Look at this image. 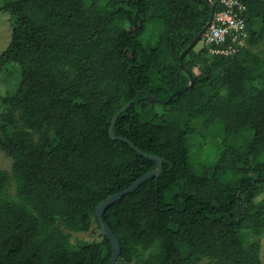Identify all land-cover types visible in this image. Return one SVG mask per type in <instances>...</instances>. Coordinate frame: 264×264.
<instances>
[{
    "label": "trees",
    "instance_id": "obj_1",
    "mask_svg": "<svg viewBox=\"0 0 264 264\" xmlns=\"http://www.w3.org/2000/svg\"><path fill=\"white\" fill-rule=\"evenodd\" d=\"M240 1L245 48L212 54L197 44L184 58L194 75L187 91L167 104L142 92L115 122V136L164 161L159 177L104 211L121 243L116 264H262L264 57L254 48L264 40V0ZM0 11L12 22L0 72L22 69L17 90L0 93V150L13 159L12 172L0 169V264H109L108 236L74 243L71 231L101 229L100 203L159 166L112 138L113 118L140 90L167 100L190 83L180 56L211 3L9 0ZM149 30L157 38L147 44ZM196 119L222 129L211 164L193 161Z\"/></svg>",
    "mask_w": 264,
    "mask_h": 264
},
{
    "label": "rangeland",
    "instance_id": "obj_2",
    "mask_svg": "<svg viewBox=\"0 0 264 264\" xmlns=\"http://www.w3.org/2000/svg\"><path fill=\"white\" fill-rule=\"evenodd\" d=\"M9 0H0V3L4 4ZM154 31V30H153ZM12 22L10 14L6 11H0V54L7 48L11 40ZM157 36L150 30L143 36L142 40L145 43H151L155 41ZM203 46V41H200L197 48L200 49ZM261 56L264 57V40L260 41L259 45L254 48ZM198 71V70H197ZM22 82V69L18 64L7 65L2 72H0V93H13L21 85ZM201 119H196L194 124L195 130L190 134L189 141L193 155V161L196 166L206 159L204 163L211 164L218 160L222 154L223 148V132L219 125L212 129H206L202 125ZM13 159L6 151L0 150V169L12 172ZM9 193L13 196L16 194V182L12 180L9 186ZM102 230L96 225L87 232L71 231V240L74 243L81 242L83 240H95L100 238ZM262 244V264H264V234L260 238ZM197 264H211L209 258H204Z\"/></svg>",
    "mask_w": 264,
    "mask_h": 264
},
{
    "label": "water",
    "instance_id": "obj_3",
    "mask_svg": "<svg viewBox=\"0 0 264 264\" xmlns=\"http://www.w3.org/2000/svg\"><path fill=\"white\" fill-rule=\"evenodd\" d=\"M210 3H211V7H212V11H211V16H210V19L208 21V23L205 25V27L202 29V31L197 35V37L193 40V42L183 51V53L181 54L180 56V60H181V66L182 68L190 75L191 77V81L190 83L184 88V89H178L176 90L169 99L167 100H162V99H159L158 97H156L154 94L150 93V92H147L145 90H140L138 91L137 95L127 104L125 105L122 109H120V111L117 113V115H115V117L113 118V121H112V124H111V127H110V135L112 136V138L114 139H123L125 141H127L136 151H138L141 155L147 157V158H150V159H153L155 161H157L159 163V166L157 169L151 171V172H148L146 174H144L143 176H141L139 179H137L129 188L123 190V191H120V192H117L111 196H109L108 198H106L104 201H102L100 203V205L98 206L97 208V215H98V218H99V224L101 226V230L102 232L104 233V235L108 236L110 238V240L112 241L113 243V247H114V252H113V255L110 259V262L109 264H116L117 262V259L118 257L120 256L121 254V243H120V240L118 239V237L115 235V233L106 225L105 221H104V217H103V214H104V211L106 210V208L112 204L113 202L121 199L124 195L132 192V191H135L140 185L141 183L148 179V178H153V177H159L161 172L163 171V168H164V161H163V158L158 156V155H152V154H149V153H146L144 151H142L141 149H139L137 147V145L132 141L130 140L128 137H124V136H115L114 134V125H115V122L117 120V118L119 117V115L125 111H127L134 103H135V100L137 99V97L142 93V92H145L148 94V96L153 100V101H156L158 103H161V104H167L169 103L176 95L178 94H181L185 91H187V89L194 83V75L193 73L185 68V63H184V58L186 56V54L194 47L196 46L200 41H202L203 39V36L205 34V32L208 30V28L210 27L213 19H214V15H215V11H216V5L214 2H212L211 0H209Z\"/></svg>",
    "mask_w": 264,
    "mask_h": 264
},
{
    "label": "built area",
    "instance_id": "obj_4",
    "mask_svg": "<svg viewBox=\"0 0 264 264\" xmlns=\"http://www.w3.org/2000/svg\"><path fill=\"white\" fill-rule=\"evenodd\" d=\"M221 10L203 36V43L211 46L212 54L233 55L247 46L246 6L240 0H220Z\"/></svg>",
    "mask_w": 264,
    "mask_h": 264
}]
</instances>
